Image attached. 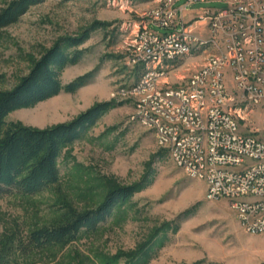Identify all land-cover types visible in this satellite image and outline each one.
<instances>
[{
  "label": "rangeland",
  "instance_id": "rangeland-1",
  "mask_svg": "<svg viewBox=\"0 0 264 264\" xmlns=\"http://www.w3.org/2000/svg\"><path fill=\"white\" fill-rule=\"evenodd\" d=\"M12 0H0V10ZM165 0H44L0 31V90L13 89L50 48L68 38L86 37L77 64L60 73L63 87L87 75L86 84L31 108L9 114L7 125L44 129L69 123L91 107L113 102L86 137L63 150L59 183L33 195L0 199V253L11 264H257L264 261V233L248 234L226 199L209 201L207 183L178 168L171 151L131 120L135 104L127 89L145 70L127 57L144 26ZM178 0L168 11L185 21L228 7V2L188 5ZM204 9V10H202ZM193 17V18H192ZM212 50L173 62L161 80L185 84L211 59ZM165 78V79H164ZM125 93V94H124ZM254 130L263 114H249ZM244 131L249 126L242 125ZM138 185L125 204L93 232L75 241L24 253L29 234L57 224L68 208L83 213L99 207L113 188Z\"/></svg>",
  "mask_w": 264,
  "mask_h": 264
},
{
  "label": "built area",
  "instance_id": "built-area-1",
  "mask_svg": "<svg viewBox=\"0 0 264 264\" xmlns=\"http://www.w3.org/2000/svg\"><path fill=\"white\" fill-rule=\"evenodd\" d=\"M177 1L165 0L148 17L172 31L157 33L146 24L129 50L127 65L168 63L187 42L202 41L212 42V64L185 84L173 85V92H165L171 84L161 80L171 71L141 75L135 88H121L139 104L131 120L140 119L160 147L172 151L178 168L207 183V200H228L248 234L264 233V129L247 125L255 112L264 121V0H188V5L228 2L227 8L191 21L168 11ZM193 27H200V34H193ZM139 93H146V100H139ZM243 124L250 129L244 131Z\"/></svg>",
  "mask_w": 264,
  "mask_h": 264
},
{
  "label": "trees",
  "instance_id": "trees-1",
  "mask_svg": "<svg viewBox=\"0 0 264 264\" xmlns=\"http://www.w3.org/2000/svg\"><path fill=\"white\" fill-rule=\"evenodd\" d=\"M44 0H12L0 10V31L19 21L28 10ZM86 37L68 38L50 48L37 60L28 75L7 91L0 90V199L10 194L33 196L57 185L60 180V159L63 150L86 137L114 105L99 103L69 123L44 129L7 125L10 113L31 108L61 93L74 92L84 86L88 76H82L65 87L61 71L77 64L82 51L76 50ZM138 185L113 188L98 208L78 213L68 208L61 220L50 227L32 231L23 245L24 253L75 241L81 232H93L110 218L115 209L125 204ZM0 264H11L0 253Z\"/></svg>",
  "mask_w": 264,
  "mask_h": 264
},
{
  "label": "bare ground",
  "instance_id": "bare-ground-1",
  "mask_svg": "<svg viewBox=\"0 0 264 264\" xmlns=\"http://www.w3.org/2000/svg\"><path fill=\"white\" fill-rule=\"evenodd\" d=\"M139 34H140V31L137 33L135 40H139ZM193 34H200V27L199 28L193 27ZM133 44H134V41H133ZM207 50H212V53H211L212 56H211V59L205 65H210L212 64V61H213V46H212V42L210 41H202V42H198L197 44H195V42H187V48L180 49L178 51V56H173L172 59L168 60V63H165V60H144V61H139L138 65H144L145 70L143 72V75L151 74V73L165 74V71L172 70L173 68L172 64L174 61L185 58L193 53L206 52ZM131 87L135 88V84L132 85ZM165 92H173V86L165 85ZM139 100H146V93H139ZM134 109L135 111H139V104H135ZM133 120L140 123V119H133ZM158 144L160 145V143ZM171 155H172V151H171ZM172 159L178 167L177 157L172 155Z\"/></svg>",
  "mask_w": 264,
  "mask_h": 264
},
{
  "label": "crops",
  "instance_id": "crops-1",
  "mask_svg": "<svg viewBox=\"0 0 264 264\" xmlns=\"http://www.w3.org/2000/svg\"><path fill=\"white\" fill-rule=\"evenodd\" d=\"M202 10H204V9H202ZM193 17H195V15H194ZM193 17H192V18H193ZM197 28H199V27H197Z\"/></svg>",
  "mask_w": 264,
  "mask_h": 264
}]
</instances>
